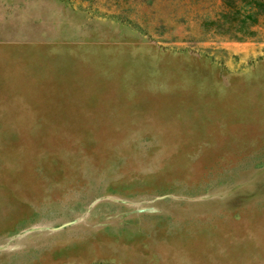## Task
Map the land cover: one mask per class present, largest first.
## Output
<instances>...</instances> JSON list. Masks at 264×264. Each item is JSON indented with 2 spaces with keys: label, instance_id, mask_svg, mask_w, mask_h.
<instances>
[{
  "label": "rangeland",
  "instance_id": "obj_1",
  "mask_svg": "<svg viewBox=\"0 0 264 264\" xmlns=\"http://www.w3.org/2000/svg\"><path fill=\"white\" fill-rule=\"evenodd\" d=\"M220 10L0 0V264H264V14Z\"/></svg>",
  "mask_w": 264,
  "mask_h": 264
},
{
  "label": "trees",
  "instance_id": "obj_2",
  "mask_svg": "<svg viewBox=\"0 0 264 264\" xmlns=\"http://www.w3.org/2000/svg\"><path fill=\"white\" fill-rule=\"evenodd\" d=\"M219 15L225 19L232 34H252V25L264 14V0H220Z\"/></svg>",
  "mask_w": 264,
  "mask_h": 264
},
{
  "label": "crops",
  "instance_id": "obj_3",
  "mask_svg": "<svg viewBox=\"0 0 264 264\" xmlns=\"http://www.w3.org/2000/svg\"><path fill=\"white\" fill-rule=\"evenodd\" d=\"M44 106H48V107H54L56 105H58V101H54V100H49V99H46L43 104ZM54 111V110H53ZM51 111H48L46 113H43V114H40V115H37V118L40 119V121L42 122H50V121H53L54 119V116H58L56 115V111H54L55 113H50ZM62 116L59 115V117ZM37 119V120H38ZM108 124L104 122V128H108ZM60 127V128H59ZM61 127L63 128V125L61 126H58V125H55V124H45L42 128H38L37 130H39V134H42V135H39L40 137H48L50 136V134H52L55 130H58V129H61ZM56 128V129H55ZM101 128V126L98 127V123H94L92 125H89V127H86L85 129H88L90 132H96V130H99ZM92 135V134H91ZM95 136V135H93Z\"/></svg>",
  "mask_w": 264,
  "mask_h": 264
}]
</instances>
